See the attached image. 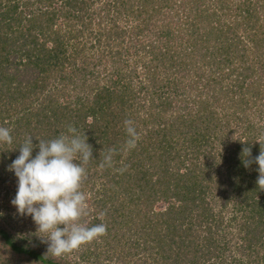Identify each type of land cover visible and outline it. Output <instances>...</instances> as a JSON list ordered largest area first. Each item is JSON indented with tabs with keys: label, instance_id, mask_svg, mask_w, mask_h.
<instances>
[{
	"label": "trees",
	"instance_id": "obj_1",
	"mask_svg": "<svg viewBox=\"0 0 264 264\" xmlns=\"http://www.w3.org/2000/svg\"><path fill=\"white\" fill-rule=\"evenodd\" d=\"M125 119L137 146L100 168L102 149L123 145ZM262 121L264 0H0V126L13 138L0 144V192L18 185L8 168L27 136L35 156L37 139L76 127L93 148L82 183L96 207L89 226L105 223L102 238L131 259L264 264V189L259 166L242 158L245 147L259 155ZM215 177L231 191L215 194ZM8 207L0 264H74L47 255L32 217L19 231Z\"/></svg>",
	"mask_w": 264,
	"mask_h": 264
},
{
	"label": "clouds",
	"instance_id": "obj_2",
	"mask_svg": "<svg viewBox=\"0 0 264 264\" xmlns=\"http://www.w3.org/2000/svg\"><path fill=\"white\" fill-rule=\"evenodd\" d=\"M126 139L120 149H102L100 168H112L114 157L135 149L140 138L134 121H123ZM33 156V137L27 136L19 147V156L9 165L18 179L17 192L11 201L21 215L32 217L37 225V233L43 234V242L48 245L47 255L61 257L72 253L81 246L106 235L105 223L93 224L84 218L89 215L88 194L82 191V183L87 175V165L93 159V148L88 137L72 125L67 132L50 140L37 139ZM11 130L0 126V144H11ZM260 152L254 160L251 149L245 147L242 158L245 167L255 163L259 176L257 185L264 189V138L257 140ZM246 157V158H245ZM123 172L126 168L116 169ZM107 215L101 211V220ZM63 226V227H61Z\"/></svg>",
	"mask_w": 264,
	"mask_h": 264
},
{
	"label": "rangeland",
	"instance_id": "obj_3",
	"mask_svg": "<svg viewBox=\"0 0 264 264\" xmlns=\"http://www.w3.org/2000/svg\"><path fill=\"white\" fill-rule=\"evenodd\" d=\"M237 3H239V0H235ZM249 30H244L242 28L241 30V40L242 41H245V42H248V44H245V45H248L249 46V39H247V37L245 36ZM245 37V38H244ZM250 56V58H254V51L251 53V54H248ZM258 72L261 71L259 68L257 69ZM227 70H225L226 72ZM209 73V72H208ZM221 74H223V72H220ZM230 77H233V76H230ZM234 78H233V81H231L229 78L226 80L229 84H233L234 85ZM222 106H225V105H222ZM235 108H236V105H234ZM247 114L249 115V118H254V116H256L257 114L254 112V109L250 106L249 109L247 110ZM254 120L256 121V119L254 118ZM233 125H239L241 124L239 121L237 123V121L234 123H232ZM260 125V124H258ZM261 129H257L258 131H255V135H257V138L260 137V138H263V135H264V121L261 122V125H260ZM255 129V130H256ZM239 135H240V132H238ZM237 133V135H238ZM231 144H225L224 145H220L219 148L216 149L215 153L217 155V158H218V161H220V158H222L226 153H228V148H230ZM222 175V174H221ZM223 178L225 179V175H222ZM219 178L218 177H215V180L213 183H216L215 184V187L218 188L217 189V193L215 194H218L219 191H221L222 189H226L227 190L229 189V191H231L230 189V186L229 184L227 183L225 186H222L220 184V182H218ZM226 187V188H225ZM1 191V190H0ZM8 192V194H7ZM16 192H17V186L15 187L14 184H6L3 186V190H2V193L0 192V213H4L3 211V208H6V205L9 203V207L10 205H12V208H9L8 209H11L10 212H8L7 214H5L4 216L6 217H11V216H14V217H17L18 218V222L17 221H14V223H16V226H17V229L19 231L22 230V227H25L26 226V223H24L22 220L23 218L26 216L25 215H21L16 207L13 206V204L11 203V201H3L6 197H8L10 200L11 199H14L15 195H16ZM220 201H223V200H220ZM230 201H235V199H231ZM88 203H89V215L85 218V220L88 221V223H90V221L94 218V217H97V215L95 214V211H96V207L94 206V203L95 201H92V198L91 197H88ZM233 205V203H231L230 207ZM162 205L158 204V208L159 209H162L161 207ZM218 209V207L216 208ZM3 211V212H2ZM0 214V216H2ZM11 214V215H10ZM18 214H20V218L17 216ZM33 220V219H32ZM34 222V220H33ZM30 224V223H29ZM28 230V227H25L22 231L26 232ZM121 233L119 234V237H120ZM41 236H43V234H41ZM115 237L111 236L110 237V240L107 238H99L98 240H94L86 245H83L81 246L79 249L77 250H74L72 253H69L68 254V259L72 260V262L74 264H87V263H95V261L97 260V258H100L101 261L99 262V264H149L151 261H148V262H145V257L143 256V254L140 256H135L133 259H131L130 257L126 256L125 254V251L127 250L126 248L123 250V248L121 246H116V241L114 239ZM132 238L134 241L136 238L133 237L131 234H127V239H130ZM44 243V242H43ZM115 245V247H114ZM114 248V249H113ZM82 253H86L88 256H87V259L86 261H81V254ZM66 255V254H65ZM123 257V258H122ZM126 261H128V263H126Z\"/></svg>",
	"mask_w": 264,
	"mask_h": 264
}]
</instances>
